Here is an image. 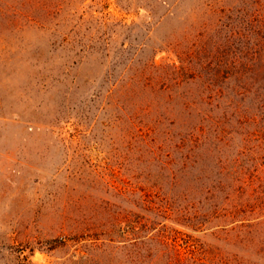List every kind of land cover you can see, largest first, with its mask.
Returning a JSON list of instances; mask_svg holds the SVG:
<instances>
[{"label": "rangeland", "instance_id": "374dc122", "mask_svg": "<svg viewBox=\"0 0 264 264\" xmlns=\"http://www.w3.org/2000/svg\"><path fill=\"white\" fill-rule=\"evenodd\" d=\"M167 1L0 0V264H264V0Z\"/></svg>", "mask_w": 264, "mask_h": 264}, {"label": "trees", "instance_id": "16d2710c", "mask_svg": "<svg viewBox=\"0 0 264 264\" xmlns=\"http://www.w3.org/2000/svg\"><path fill=\"white\" fill-rule=\"evenodd\" d=\"M158 2H162L163 4H168V1L167 0H158ZM174 68V71H178V70H180V69H178V67L177 66H174L173 67ZM180 68V67H179ZM253 72L251 71H249V72H237V73H235L234 75H236L237 77H238V79H240V82H245L246 80L247 81H249V79L251 80V78H249L251 75H253L252 74ZM214 79H218V78H221L222 77V71L221 70H218L217 72H215L214 74ZM189 107V104L188 105H186V107Z\"/></svg>", "mask_w": 264, "mask_h": 264}]
</instances>
